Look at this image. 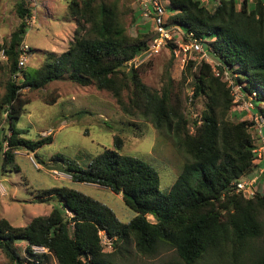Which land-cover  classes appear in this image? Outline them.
Masks as SVG:
<instances>
[{
	"label": "trees",
	"instance_id": "16d2710c",
	"mask_svg": "<svg viewBox=\"0 0 264 264\" xmlns=\"http://www.w3.org/2000/svg\"><path fill=\"white\" fill-rule=\"evenodd\" d=\"M164 3L167 25L180 27L187 39L189 33L201 38L218 63L219 75L209 62L196 67L191 60L186 66L185 74L193 78V101L205 100L201 117L193 121L194 132L188 127L183 100L172 91L171 77V83L158 91L144 83L140 67H129L149 50L153 35L148 25L136 35L128 31L119 0H70L68 16L76 29L69 48L60 55L48 52L34 77L23 68L19 83L14 76L20 46L34 14L18 0L21 23L0 44L7 56V64L0 68L11 76L0 98L2 171L6 166L20 170L18 150L36 152L54 139L52 134L30 139L29 127H17L30 102L21 90L40 89L67 77L81 86L95 85L111 92L125 114L143 117L172 135L176 148L189 156L167 192L161 190L160 174L151 164L120 152L123 140L119 134L114 136L115 147L94 156L86 168L63 155L53 156L51 162L62 163V171L71 174L73 181L126 193L123 199L136 215L124 223L110 206L78 190L66 186L44 189L36 202L58 201L48 214L20 227L0 219V252L10 264H25L17 251L18 241L26 242L25 252L37 264L46 254L36 253L34 247L48 250L58 264H131V254L155 257L170 251L175 256L163 264H264V193L247 198L233 187L238 179L253 176L254 122L233 118L234 95L222 79L225 71L235 73V83L242 85L257 112L264 115L260 105H264V0H216L212 7L203 0ZM169 45L174 50L175 45ZM56 100L53 96L49 104ZM102 232L110 239L111 250H106ZM26 258L27 264H33Z\"/></svg>",
	"mask_w": 264,
	"mask_h": 264
},
{
	"label": "rangeland",
	"instance_id": "374dc122",
	"mask_svg": "<svg viewBox=\"0 0 264 264\" xmlns=\"http://www.w3.org/2000/svg\"><path fill=\"white\" fill-rule=\"evenodd\" d=\"M213 1L216 2V0H203L208 7H212ZM17 2L18 0H0L1 43H4L5 38L10 37L21 23L16 10ZM69 2L70 0H34L27 3L33 10L34 23L29 24L23 42L27 43L33 51L24 67V72H30L32 77L44 64L48 52L60 55L69 48L76 29L74 20L68 16ZM119 2L124 14L125 26L131 34L136 35L139 29L148 25L152 30L149 32L153 35L149 50L129 63V67L131 65L140 67L144 83L158 91L171 83L169 81L171 77L172 91L176 97L179 96L183 100L185 114L190 120L188 127L191 132H194L193 121L201 117L205 109V100L203 97H198L193 101V78L185 74L186 66L191 60L196 61V67L201 62H209L218 71V63L210 55L207 59H202L195 52L184 54L178 48V44L172 41L170 42L175 45L174 50L170 47V42L156 50L153 47L154 24L151 19L144 17L140 10H137L139 1L119 0ZM173 34L174 40L180 39L182 43L189 42L180 28L175 29ZM6 64L7 59L0 53V66ZM196 67L194 66V70ZM225 72L222 79L234 95V106L231 110L235 114L233 118L237 120L243 118V120L254 122L251 131L257 151L255 166L250 171L253 176L248 174L247 177L257 176L255 194L264 193V149H262L264 115L257 112L252 97L245 94L241 88L242 85L235 83L236 74ZM10 77L7 69L0 68V98L5 93ZM22 79L18 82L21 83ZM21 91L24 98L30 102L17 121V127H29L30 132L27 137L30 139L49 134H52L54 139L36 152H30L25 148L18 150L16 164L20 168L19 171L10 166H6V170L2 171L3 168L0 167V219H8L14 226H25L34 217L46 215L51 211L52 205L58 201L36 202L38 194L51 187L66 186L89 195L110 206L124 223L129 222L136 215L135 211L126 205L123 194H117L106 186L73 181L71 174L62 171V163L55 165L51 162L55 155H63L86 168L94 156L106 148L115 147L114 136L119 134L123 140L120 152L139 157L151 164L160 174L163 192L170 190L189 156L176 148L172 135L159 131L153 123L143 117L128 116L122 111L111 92L98 89L95 85L81 86L67 77L54 80L40 89L25 87ZM53 96H56L57 100L54 104H49ZM251 103L253 107L249 108L248 105ZM260 105L264 107L262 103ZM86 110L88 113H79ZM5 127L4 132L9 134L6 125ZM37 157L44 160L46 164L40 163ZM245 194L243 193L247 198L255 196ZM148 218L150 221H155L152 215ZM101 235L106 250H111L110 239L104 232ZM25 243V241H18L17 251L25 260V264H27L26 257L31 258L30 263L37 264L35 258L25 252ZM33 249L38 254H46L39 264H58L56 257L48 253V250L41 247ZM174 256L173 251L155 257L131 254L129 262L131 264H163ZM0 264H10L3 252H0Z\"/></svg>",
	"mask_w": 264,
	"mask_h": 264
},
{
	"label": "built area",
	"instance_id": "2783aa9c",
	"mask_svg": "<svg viewBox=\"0 0 264 264\" xmlns=\"http://www.w3.org/2000/svg\"><path fill=\"white\" fill-rule=\"evenodd\" d=\"M22 1L24 2L26 6H28L27 3L29 1H34V0H22ZM138 1L140 4L139 10L141 14L144 17L151 19L154 24L156 35L154 37L153 47L156 50H158L161 47V45L172 41L178 44L179 46L178 48L180 49L181 52H184V54H187L188 52H191V53L195 52L198 55H200L202 59H207L209 57V52L206 49L204 42L202 41L201 38L194 37L193 33L188 34L189 42L182 43L180 39L174 40L173 33L175 29H178L180 27L173 26V25L172 26L167 25V10H166L164 0H138ZM28 23L33 24L34 18L32 17L30 20H28ZM183 34L186 36L184 32ZM2 43L0 39V44ZM31 49L32 48L25 42H23L20 46V54L18 58V71L14 76L15 79L17 80H20L23 77L22 70L26 66L30 58V55L32 53ZM0 53L3 56V58L7 59L4 49H2ZM214 71L216 75L220 74V72L216 71L215 69ZM248 107L249 108L253 107V103L249 104ZM260 132H261V129H260ZM262 149H264V145L262 146ZM254 151H257V149H255ZM257 178H258L257 176L253 178H248L247 176H245L243 178L238 179L235 182L233 187L237 193H242V194L246 193L245 194L246 196L255 195V192H256L255 183H256Z\"/></svg>",
	"mask_w": 264,
	"mask_h": 264
},
{
	"label": "water",
	"instance_id": "95a60500",
	"mask_svg": "<svg viewBox=\"0 0 264 264\" xmlns=\"http://www.w3.org/2000/svg\"><path fill=\"white\" fill-rule=\"evenodd\" d=\"M123 196H127V194L126 193H123ZM129 198H132L131 196H129Z\"/></svg>",
	"mask_w": 264,
	"mask_h": 264
},
{
	"label": "crops",
	"instance_id": "0c3cea01",
	"mask_svg": "<svg viewBox=\"0 0 264 264\" xmlns=\"http://www.w3.org/2000/svg\"><path fill=\"white\" fill-rule=\"evenodd\" d=\"M75 27L73 26V29H74ZM29 201V200H28ZM51 210H52V208H51Z\"/></svg>",
	"mask_w": 264,
	"mask_h": 264
}]
</instances>
